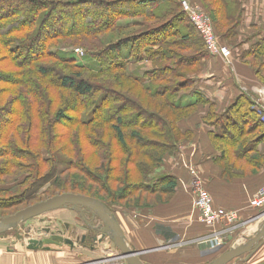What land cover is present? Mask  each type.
<instances>
[{
  "label": "trees",
  "instance_id": "obj_1",
  "mask_svg": "<svg viewBox=\"0 0 264 264\" xmlns=\"http://www.w3.org/2000/svg\"><path fill=\"white\" fill-rule=\"evenodd\" d=\"M192 1L201 2L222 41L236 39L244 13L239 0ZM114 33L107 44L105 36ZM62 43L89 48L99 70L53 52ZM209 56L179 0H0V210L42 190L49 197L80 191L114 207L115 216L117 204L135 192L162 194L166 200L156 204L167 203L177 178L161 171L164 159L192 136L179 123L209 105L198 92L182 102ZM241 60L264 85V39ZM146 61L152 69H144ZM254 105L244 95L222 115L212 105L204 119L228 178L264 166L258 150L264 117ZM108 130L117 149L105 142ZM87 148L101 161L96 170L87 164ZM139 203L123 210L153 207Z\"/></svg>",
  "mask_w": 264,
  "mask_h": 264
},
{
  "label": "crops",
  "instance_id": "obj_2",
  "mask_svg": "<svg viewBox=\"0 0 264 264\" xmlns=\"http://www.w3.org/2000/svg\"><path fill=\"white\" fill-rule=\"evenodd\" d=\"M239 1L243 4L244 13L236 41L224 42L219 36L221 43L232 50L231 62L209 53L203 70L191 78L193 88L182 100L187 103L191 95L198 92L209 101V105H201L192 118L179 123L181 131H190L192 136L180 143L175 153L164 159L162 171L177 178L175 194L167 203L154 208L153 214H141L139 221L134 220L131 211L119 209L116 212L128 244L136 251H160L168 245L167 241L170 240L167 238L171 236L184 240L185 243L180 247H169L170 250L165 251L167 256L151 259L149 253L141 255L143 261L149 264H171L175 261L178 262L173 264L199 263L202 259V250L198 248L200 245L190 246V241L197 242L219 232L223 234L224 243L218 247V252L226 253L246 243L261 225L263 218H259L260 213L251 207L250 202L264 186V166L257 170L248 169L247 174L228 178L223 173L222 153L210 138V132L214 128L204 123L212 105L215 112L222 115L244 95L255 101L253 110L264 117V95L259 94L264 92V85L252 66L241 60L257 42L264 39V0ZM152 67V63L146 61L145 70ZM258 150L264 155V144ZM192 170L209 192L215 207L238 212L239 221L235 226L229 229H209L200 222L194 205L195 177L192 176ZM155 228L158 232H155ZM33 237L47 236L37 234ZM28 240L29 238L24 243L16 242L11 247L0 244V264H106L114 259L104 257L105 260L101 261V254L105 249L95 242L96 246L76 242L74 248L69 245H53L46 249L30 250ZM89 260L94 262L90 263ZM237 264H264V245L249 261H239Z\"/></svg>",
  "mask_w": 264,
  "mask_h": 264
},
{
  "label": "rangeland",
  "instance_id": "obj_3",
  "mask_svg": "<svg viewBox=\"0 0 264 264\" xmlns=\"http://www.w3.org/2000/svg\"><path fill=\"white\" fill-rule=\"evenodd\" d=\"M209 1H211V0H208V2ZM196 5L201 7L202 4H201V2H199ZM101 9H103V11H101V12L104 13L106 8H101ZM129 21L127 20V21H124L123 23H128ZM133 21L141 22V21H143V19L142 18H135V19H133ZM145 30H146V28H142V29L140 28V29H138L136 31H140L141 32V31H145ZM117 35H118V33H114V34H108L107 36H105L107 44H111L112 40L114 38H116ZM235 41H236V39L234 41H231V43H233ZM76 50H80L82 52L81 53H76L75 52ZM87 50H90V49L89 48L88 49L84 48L81 45H71V44L62 43L61 46L58 47L57 49H54L53 52L58 53V54L62 55L63 57H66V58L75 59L79 65L86 66V67H88L90 69H93L95 71L99 70L98 69L99 65L97 64V62H95L92 58H90L88 56L89 51H87ZM127 53L128 52H126L125 55H127ZM262 69H264V67ZM263 73H264V71H263ZM64 96L66 98H68V99L70 98V95L68 93H65ZM60 105H61V103H59L57 107H60ZM242 125L243 124H241V126ZM113 139L114 138H113L112 132L108 130L106 135H105V142L108 143V145L112 149H113V147L115 149H117L115 144H113V142H114ZM58 147H60V146H58ZM85 151H86V154H89L88 157H87V160H86L87 164L91 168H93V170H96L94 167H96V166L98 167L100 165V163H101L99 157L91 149L88 150V148H87V149H85ZM60 157H61V159H65V160L67 159L66 156L64 154H62V153H60ZM232 158L233 159H231V162L235 164L236 159L234 157H232ZM241 164L242 163L240 162V160H237L236 165H241ZM62 167L63 166H60L59 168L62 169ZM243 169L245 171L244 173L247 174L248 173V169H246L244 167H243ZM239 171H241V170L239 169ZM77 174H79V173H77ZM80 176L82 178L84 177L81 174H80ZM44 192L45 191L42 190L39 193H36V194L34 193L32 195V197L29 198L28 203H26L24 205L17 206L16 208H10V209H8V210H6L4 212L2 210H0V216H5V215L12 216V215L18 213L19 211H21L23 209H26L29 206L35 205L37 203H40V202H43V201H46V200L52 198V197H49V195H47V194L45 195ZM63 194L83 195V194H80V191H73V192H69V193L68 192L64 193V192L58 191L56 196L63 195ZM40 196H43L44 198L38 200ZM84 196H86V195H84ZM87 197H90V196H87ZM158 198L160 200H162V199L166 200V196H164L162 194H159V193L156 194L155 196H147V194H145L142 191L141 192H135L134 193V197L131 198L130 201H127V200L126 201H121V203H119L117 205L120 206L119 208L127 210L124 207L125 206H133L134 204H136L137 199H140V203H139L140 205H144V204H147V203L150 204V206L153 205V207L148 208V209H138V208H136V209H131L130 210L133 213L134 220H136V221L138 220L139 221V216L141 214H153L154 213V211H153L154 208H157V207L161 206L160 205L161 203L156 204ZM154 205H155V207H154ZM110 206H112V205H110ZM110 208H111V211H112V209H114V207H110ZM258 212L261 213L262 211L261 212L258 211ZM85 215H86V218L89 221L93 220V217H92V215L90 213L85 212ZM261 216L259 218H263L262 222H261V224H262L264 222V217H261ZM1 220L2 219L0 218V221ZM96 223L97 224H102L101 221H99V220H96ZM65 224H70L72 227L76 226V228H78V231H77V233L75 235H73L72 233H68V236L72 237L73 239H75V242H77V243L79 242V241L76 240V238H77L76 235H78V234L84 235V234H88L89 233V234H93L94 236H96L94 231L91 232L88 229L87 225L82 221V218H81V216H80V214L78 212L72 210L71 208L70 209L66 208V209H61V210H57V211H52V212H49V213L44 214L42 216H39L37 218H34V219L24 223V224H21L15 230H12L10 232H7L5 234L0 235V244H3L5 246L11 247L16 242L24 243L27 238L33 237V236H35L37 234L38 235H43L44 233H39L38 232V230L43 228V227H54L55 228L56 226H59V228L62 229ZM154 230H155V232H158V231H156V228ZM4 239H5V241H4ZM167 239H169L170 241H167L168 245H165L164 247L168 248V249L163 248L164 250L160 249V251L158 250V251L149 253L148 255H149V257L151 259H154V258L156 259L157 257H160V256H167L168 253H166L165 251L170 250V248L173 249V248L180 247L182 243H185V242H183L184 240L182 241L178 237L171 236V237H169ZM200 241H197V242L190 241L189 242L190 246L191 245H194V246L195 245H200V246H198V248L200 250H202V254H201L202 255V259L200 260L199 263H194V264H210L211 261L214 259V257L219 254V252H220L219 248L214 247L212 244H210V245L209 244H202ZM191 242H193V243H191ZM98 243H99V245H101L100 247H103L102 249H105L104 250L105 252H103L101 254V257H102L101 261L105 260V258H107V259H113L114 258L113 260L106 262V264H124V260L115 258V257L119 256L120 252L116 248L115 244L112 242L111 239L106 237L105 240L103 242H101L102 244L100 242H98ZM87 244L91 245V246H96L94 241H93V239H92V237H91V240H89L87 242ZM189 244L187 243V245H189ZM159 247H161V246H159ZM245 259L246 258L243 257L239 261L243 262V261H245ZM89 261H90V263L94 262L93 260H89ZM239 261L237 262V260H235L231 264H237V263H239ZM175 262H178V261H175ZM175 262H171V264H173Z\"/></svg>",
  "mask_w": 264,
  "mask_h": 264
},
{
  "label": "water",
  "instance_id": "obj_4",
  "mask_svg": "<svg viewBox=\"0 0 264 264\" xmlns=\"http://www.w3.org/2000/svg\"><path fill=\"white\" fill-rule=\"evenodd\" d=\"M66 208H71L72 210L78 212L88 229L91 228L94 231H98L102 233V238L108 237L112 240L120 252L119 256L115 257L116 259H122L126 262V264H145L140 257L141 255L147 254L151 251H136L132 249L127 242L123 229L111 209L101 201L84 195L63 194L29 206L12 216L2 219L0 221V235L15 230L21 224H24L34 218L52 211ZM85 212L92 215V221H89L86 218ZM96 220L101 221L102 224L97 226ZM71 227L72 226L70 224L66 225V229ZM58 228L59 226H56L55 228L43 227L39 229L38 232L44 233L47 237H30L28 240V249L40 250L49 248L53 245H69L74 248L76 244L75 239L69 237L64 231L57 230ZM72 229L73 231L74 229L78 231L76 226H73ZM76 237L77 241L84 243L87 236L85 234H78ZM93 241L96 242L97 239L94 238ZM98 241L102 242L101 239ZM263 245L264 222L259 226L253 237L248 239L246 243L232 248L212 261L210 264H229L235 260H241V258L245 255H247L245 261H249Z\"/></svg>",
  "mask_w": 264,
  "mask_h": 264
},
{
  "label": "built area",
  "instance_id": "obj_5",
  "mask_svg": "<svg viewBox=\"0 0 264 264\" xmlns=\"http://www.w3.org/2000/svg\"><path fill=\"white\" fill-rule=\"evenodd\" d=\"M179 1L183 6L184 12L189 16L190 20L203 38L209 53L215 57H221L228 63L231 62L232 50L221 43L219 36L215 32L209 14L200 6L192 3L191 0ZM75 52L81 53L82 51L76 50ZM263 93L259 92V94L264 95ZM258 98H261L260 95ZM191 173L192 176L195 177L193 183L195 193L194 205L198 210L200 222L209 229H215L217 227L229 229L235 226L239 221L238 212L215 207L209 192L198 179L196 172L192 170ZM250 205L253 209L262 211L261 217H264V186L253 196ZM200 242L202 244H212L214 247L218 248L223 245L224 237L222 233L215 232L214 235L205 237Z\"/></svg>",
  "mask_w": 264,
  "mask_h": 264
},
{
  "label": "flooded vegetation",
  "instance_id": "obj_6",
  "mask_svg": "<svg viewBox=\"0 0 264 264\" xmlns=\"http://www.w3.org/2000/svg\"><path fill=\"white\" fill-rule=\"evenodd\" d=\"M66 225L67 224H65L64 225V227L62 228V229H60V228H58L57 230H61V231H64L66 234H68V233H72L73 235H75L76 233H77V230H75L74 229V231H73V229H72V227L71 228H69V229H66ZM99 224H97V226H98ZM56 230V231H57ZM80 230V229H79ZM89 230L92 232V231H94V230H92L91 228H89ZM95 232V234H96V236H94L93 234H85L87 237H86V240H85V242H84V244H86L89 240H91V237H92V239H94V238H96L97 239V241L98 240H102V242L105 240V238H102V233H100V232H98V231H94ZM95 242V243H98V242H100V241H98V242ZM101 243V242H100Z\"/></svg>",
  "mask_w": 264,
  "mask_h": 264
},
{
  "label": "bare ground",
  "instance_id": "obj_7",
  "mask_svg": "<svg viewBox=\"0 0 264 264\" xmlns=\"http://www.w3.org/2000/svg\"><path fill=\"white\" fill-rule=\"evenodd\" d=\"M261 212V211H260ZM260 216H261V213H260Z\"/></svg>",
  "mask_w": 264,
  "mask_h": 264
}]
</instances>
